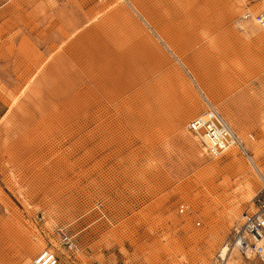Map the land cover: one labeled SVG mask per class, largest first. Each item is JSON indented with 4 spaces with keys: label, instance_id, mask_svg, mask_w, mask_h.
I'll return each instance as SVG.
<instances>
[{
    "label": "rangeland",
    "instance_id": "374dc122",
    "mask_svg": "<svg viewBox=\"0 0 264 264\" xmlns=\"http://www.w3.org/2000/svg\"><path fill=\"white\" fill-rule=\"evenodd\" d=\"M246 11L264 0H0V264H213L255 209L247 155L264 175ZM205 100L247 155L188 131Z\"/></svg>",
    "mask_w": 264,
    "mask_h": 264
},
{
    "label": "built area",
    "instance_id": "2783aa9c",
    "mask_svg": "<svg viewBox=\"0 0 264 264\" xmlns=\"http://www.w3.org/2000/svg\"><path fill=\"white\" fill-rule=\"evenodd\" d=\"M242 18L253 20L264 30V11L252 14L246 11ZM188 131L192 132L203 145L211 157L221 155L224 150L236 144L246 155L247 152L241 141L238 140L230 126L225 122L221 114L209 103L207 108L191 119L187 124ZM250 137H252L250 135ZM261 189L255 195L254 210L245 209L242 212L240 222L233 228V232L225 245L226 250H217L213 264H227L229 248L236 249L244 256H250L264 261V178L261 180ZM184 205H180L182 212ZM66 243L72 245L67 236ZM28 264H60L58 256L52 250H44L34 256Z\"/></svg>",
    "mask_w": 264,
    "mask_h": 264
},
{
    "label": "bare ground",
    "instance_id": "6f19581e",
    "mask_svg": "<svg viewBox=\"0 0 264 264\" xmlns=\"http://www.w3.org/2000/svg\"><path fill=\"white\" fill-rule=\"evenodd\" d=\"M243 16V15H242ZM243 19V18H242ZM244 20V19H243ZM244 21H250V22H254L253 20H244ZM255 23V22H254ZM256 24V23H255ZM206 101V106H207V103H209L207 100H205ZM210 104V103H209ZM207 108V107H206ZM202 114V113H201ZM222 116V115H221ZM223 117V116H222ZM224 119V118H223ZM225 120V119H224ZM225 122H226V120H225ZM227 123V122H226ZM228 124V123H227ZM230 126V125H229ZM231 128V127H230ZM232 129V128H231ZM232 131H233V129H232ZM190 132V131H189ZM190 133H192V132H190ZM193 134V133H192ZM194 135V134H193ZM194 137H196L195 135H194ZM236 137L238 138V140L239 141H241L240 140V138L236 135ZM196 139L198 140V138L196 137ZM242 142V141H241ZM243 144V143H242ZM234 148V147H237L238 149H240L236 144L234 145V144H232V145H230V146H228L225 150H224V152L223 153H225L227 150H229V149H231V148ZM244 147V146H243ZM246 150V149H245ZM206 151V150H205ZM242 152V151H241ZM222 153V154H223ZM246 153V155H247V152H245ZM208 154V153H207ZM221 154V155H222ZM221 155H219V156H221ZM218 157V156H217ZM247 157H248V160H249V163H250V165H251V167H252V169L255 171V173L257 174V176H258V178L259 179H263L264 178V175L262 174V172H261V170H260V168L257 166V164L252 160V158H250L248 155H247ZM257 194V193H256ZM241 220V219H240ZM225 243H226V241H224L222 244H221V246L219 247V249L220 248H223L224 247V250H226V245H225ZM228 249V248H227ZM236 252V249H232L231 250V248H229V251L227 252V254L229 255V257H228V259H227V264L229 263V260L231 259V256L234 254Z\"/></svg>",
    "mask_w": 264,
    "mask_h": 264
},
{
    "label": "crops",
    "instance_id": "0c3cea01",
    "mask_svg": "<svg viewBox=\"0 0 264 264\" xmlns=\"http://www.w3.org/2000/svg\"><path fill=\"white\" fill-rule=\"evenodd\" d=\"M196 116H197V115H196ZM193 118H194V117H193ZM193 118H192V119H193Z\"/></svg>",
    "mask_w": 264,
    "mask_h": 264
}]
</instances>
